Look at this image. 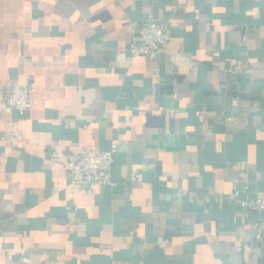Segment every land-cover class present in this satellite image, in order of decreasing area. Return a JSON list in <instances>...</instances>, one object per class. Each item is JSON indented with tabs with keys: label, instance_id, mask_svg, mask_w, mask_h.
<instances>
[{
	"label": "crops",
	"instance_id": "obj_1",
	"mask_svg": "<svg viewBox=\"0 0 264 264\" xmlns=\"http://www.w3.org/2000/svg\"><path fill=\"white\" fill-rule=\"evenodd\" d=\"M147 16L170 39L130 58ZM0 81L34 82L0 106V264H264L229 199L264 196V0H0ZM113 142V185L69 184Z\"/></svg>",
	"mask_w": 264,
	"mask_h": 264
},
{
	"label": "built area",
	"instance_id": "obj_2",
	"mask_svg": "<svg viewBox=\"0 0 264 264\" xmlns=\"http://www.w3.org/2000/svg\"><path fill=\"white\" fill-rule=\"evenodd\" d=\"M170 39L169 27L166 23L159 22L151 16L134 24V31L131 37L128 56L130 58L136 55H147L149 58L158 56L160 51L166 46ZM34 82L19 83L16 81L3 83L0 81V90L3 96L0 106L4 111L15 109L23 115L31 106V92ZM228 120H233V116H227ZM65 125L71 128L76 127L72 119H65ZM3 139V136H0ZM117 150V144L111 143L110 146L103 150L84 149L79 154L68 152L65 155L64 165L69 172V184L85 186L90 189L93 185H113L111 176V167L114 160V154ZM244 186L243 189H246ZM241 189H234L229 194V199L238 201L245 210L255 209L264 214V196L249 199L242 198ZM264 231V216L258 222L255 238H260ZM237 251L241 246L236 247Z\"/></svg>",
	"mask_w": 264,
	"mask_h": 264
}]
</instances>
